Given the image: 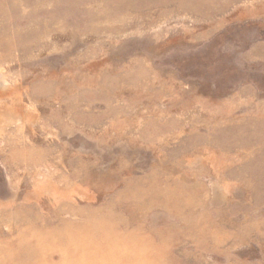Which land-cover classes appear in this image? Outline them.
I'll use <instances>...</instances> for the list:
<instances>
[{
	"label": "rangeland",
	"instance_id": "1",
	"mask_svg": "<svg viewBox=\"0 0 264 264\" xmlns=\"http://www.w3.org/2000/svg\"><path fill=\"white\" fill-rule=\"evenodd\" d=\"M0 264H264V0H0Z\"/></svg>",
	"mask_w": 264,
	"mask_h": 264
}]
</instances>
